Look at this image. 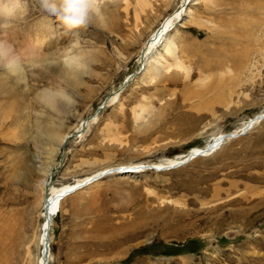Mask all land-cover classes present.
Wrapping results in <instances>:
<instances>
[{"label":"rangeland","instance_id":"obj_1","mask_svg":"<svg viewBox=\"0 0 264 264\" xmlns=\"http://www.w3.org/2000/svg\"><path fill=\"white\" fill-rule=\"evenodd\" d=\"M183 1L105 0L65 35L29 0L0 60V264H39L49 190L105 171L62 202L50 264H264V0H191L170 36L187 72L152 81L173 59L145 48ZM75 41L86 72L63 66Z\"/></svg>","mask_w":264,"mask_h":264},{"label":"clouds","instance_id":"obj_2","mask_svg":"<svg viewBox=\"0 0 264 264\" xmlns=\"http://www.w3.org/2000/svg\"><path fill=\"white\" fill-rule=\"evenodd\" d=\"M39 11L46 14L62 32L67 35L79 30H86L99 21L103 24V0H34ZM29 11V0H0V60L14 54V45L5 35L15 27L16 22L24 18ZM81 47L75 41L68 47L62 57L64 68L69 71L86 72L89 68L84 56L76 49ZM46 96L53 102L72 103L66 92L46 91Z\"/></svg>","mask_w":264,"mask_h":264},{"label":"bare ground","instance_id":"obj_3","mask_svg":"<svg viewBox=\"0 0 264 264\" xmlns=\"http://www.w3.org/2000/svg\"><path fill=\"white\" fill-rule=\"evenodd\" d=\"M103 1H105V0H103ZM190 2H191V0H184L182 2V5H181L180 9L175 11L173 14H171L169 17H167L163 21V23L160 25V27L152 34V37L149 40V43L147 44V46L145 48V51H144V54H143V58L145 57V60L149 59L150 54H152L157 49V47H159V46H162L165 49L166 56H171V58L173 59V63L167 62V64H165V63H163L161 61V59H158L159 60V62H158L159 64H157V63H154V64L153 63H149L148 67H150V66L152 67V71H149V73L151 72L150 73V79H152V81L163 77V72L164 71H168V72H166V74H169V73L175 71L176 75L174 73L170 74L171 76L169 75L171 80L173 78H175V76L178 75L179 71L187 72L185 67H183L184 64H182L180 62V60H179V57H177L176 50H175L176 49V44H175L174 40L171 39L170 36H171V33L173 31H175L176 25L178 24V22H180V19L183 18L184 13L186 12L185 8L189 5ZM160 57H161V55H160ZM6 60L8 62H11V63L14 64V62H13L14 56L13 55L11 57L7 58ZM155 64L156 65H160V66H155ZM146 72L148 73V68H147ZM187 75L188 74H186V76ZM115 99H117V98H115ZM112 100H114V99H112ZM144 117L145 116L142 113V114H140L138 116L137 119L140 121ZM257 118H259V117H257ZM97 120L98 119L95 118V117L90 119V120H85L82 123V125L77 129L76 133L78 134V136L84 134V132L86 130L85 128L87 126H90L91 123H96ZM259 121H261V120H259ZM252 122L256 123L253 120H252ZM252 122L248 125L249 128L253 126ZM246 129L248 131V128H244V130H242V133ZM250 129H252V128H250ZM237 133H234L231 136V138H233V136H236ZM69 137L66 136V137L62 138V140L60 142L61 143L60 144L61 147L65 146V144L68 142V139H70ZM225 138L223 137V139H225ZM234 138H236V137H234ZM223 139H221V140L217 139L216 140V144H214V146L211 147V148L209 147L210 150H208V148H206V150L199 149V148L194 149L193 153L191 152V154L187 158H189L191 155H195V154H199V156H197V157H195L193 159L206 156L207 153L212 152L215 148L218 149L220 147V144L224 143L225 140H223ZM187 158H182L180 160H170L166 165L158 164V165H154L150 169L158 171L156 169L166 168L164 170H171L168 167H172V166H175L176 164H179L181 162H185L187 160ZM130 168H132V167H130ZM176 168H178V167H176ZM173 169H175V168H173ZM164 170H162V171H164ZM110 171H112V170H110ZM143 171H139L138 170V171L134 172L133 170H130V172L125 171L123 174L140 173V172H143ZM158 172H161V171H158ZM102 174L105 175V174H107V172L105 171ZM98 175L95 174L94 176L93 175L89 176V177H87V178H85L83 180L78 181L77 183L64 185V186H62L60 188H52V189L49 190V192L45 196L44 202H43V205H44V208H45V222H44V226H43L42 237H41V240H40L42 242L41 243L42 244V253L44 252V256H43V254H41V256L39 258V264H50V261H49L50 252H51L50 231H51L52 224H53L55 218L58 216L57 214L60 213L62 202L66 198H68L70 195H73V194L79 192L80 190L85 188V186L87 187V186L93 184V182L99 180L101 177L104 176V175H102L101 177H97ZM84 183H87V185L83 186V188L81 187L77 191H75V192H73L71 194H67V195L64 196V194L67 193L72 188H75L76 186H79V185H83ZM48 242H49V244H48Z\"/></svg>","mask_w":264,"mask_h":264},{"label":"water","instance_id":"obj_4","mask_svg":"<svg viewBox=\"0 0 264 264\" xmlns=\"http://www.w3.org/2000/svg\"><path fill=\"white\" fill-rule=\"evenodd\" d=\"M256 120H257V121H259V120H264V115L261 116V117H259V118H257ZM246 132H247V129H246L242 134H245ZM240 135H241V134H240ZM227 137H228V136H227ZM227 137H226V138H227ZM234 137H236V136H233V138H234ZM197 156H199V154L191 155L189 158H187V160H186L185 162H181V163H179V164H176L175 166L168 167V168H169V169H173V168H176V167H180V166H182V165H185V164H187L188 162H190L193 158H195V157H197ZM148 168H152V167H149V166H148ZM164 169H166V168H159V169H156V170H158V171H162V170H164ZM92 180H93V179H92ZM85 185H87V183H84L83 185H79V186H76L75 188H72V189L69 190L67 193H65L64 196L67 195V194H71V193L77 191L78 189H80L81 187H83V186H85Z\"/></svg>","mask_w":264,"mask_h":264}]
</instances>
